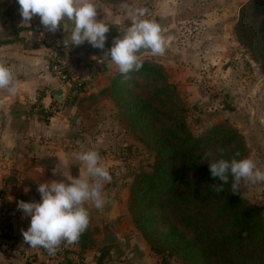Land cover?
<instances>
[{"label":"trees","instance_id":"trees-1","mask_svg":"<svg viewBox=\"0 0 264 264\" xmlns=\"http://www.w3.org/2000/svg\"><path fill=\"white\" fill-rule=\"evenodd\" d=\"M235 34L264 69V0L242 6ZM128 75L130 79L113 76L102 94L155 155L152 173L136 176L128 203L133 223L151 250L177 256L184 264H264L263 211L241 189L231 192V175L226 184L209 170L220 149L225 159L237 152V159L246 157L243 135L224 123L194 136L188 108L162 65L143 61L139 71ZM211 184L223 185L224 191L217 194ZM94 236L88 227L76 244L87 251L96 245Z\"/></svg>","mask_w":264,"mask_h":264},{"label":"crops","instance_id":"crops-1","mask_svg":"<svg viewBox=\"0 0 264 264\" xmlns=\"http://www.w3.org/2000/svg\"><path fill=\"white\" fill-rule=\"evenodd\" d=\"M103 1L95 0L97 19L109 24L105 48L101 50L87 42L71 46L69 41V46L65 47L69 33L63 26L69 22L62 21L56 32H49L38 15L25 23L17 0H0V62L11 66L20 82L15 95L0 90V190L7 192L6 205L11 218L9 231H0V264H52L41 247L31 248L25 243L22 231L28 229L31 218L18 209V202H39V184L51 180L66 181L62 173L78 176L84 165L73 153L89 149L100 152L104 141L112 137L108 129L118 123L112 119L116 116V107L102 94L118 70L115 64L108 67L110 57L104 54L112 47L113 39L129 25H125V15L117 6ZM197 3L161 0L155 8L160 16L172 12L173 22H178L179 12L193 9ZM208 3L202 5L206 14L212 10L208 9ZM53 46L64 54L63 61L72 74L85 84L83 90L73 94L64 88L62 101L54 96L61 88L47 62V54ZM161 64L171 73L174 82V71L178 74L176 62L162 61ZM207 68L203 66L205 71ZM189 73L198 75L192 68L178 74L180 90L189 88L181 81ZM51 108L56 111L47 112ZM54 168L58 171L55 175ZM261 169L264 170V166ZM97 210L105 212L95 208V218ZM73 245L82 251L76 243ZM88 251L90 249L82 251L85 264H95L86 255ZM112 251L107 248L97 256L105 263Z\"/></svg>","mask_w":264,"mask_h":264},{"label":"rangeland","instance_id":"rangeland-1","mask_svg":"<svg viewBox=\"0 0 264 264\" xmlns=\"http://www.w3.org/2000/svg\"><path fill=\"white\" fill-rule=\"evenodd\" d=\"M158 1L161 0H121L133 8L147 9L144 18L155 20L160 24L162 34L169 36L171 58L148 57L142 61L155 62L164 68L162 61L176 62L178 74L182 70L194 69L198 75L189 73L181 80L189 88L180 90L178 74L174 71L176 79L173 82L171 73L165 68L169 82L177 86L188 108L187 123L193 135L200 137L214 126L226 123L243 135L248 152L246 157H251L259 168L263 167L264 69L252 59L235 34L240 10L249 0H201L198 3L192 0L197 4L191 10L179 12L178 22H173L172 12L167 16L157 13ZM206 1L209 2L208 9H212L209 14L203 12L202 5ZM121 4L111 5L117 6L125 15V25L131 26ZM203 66L208 70L205 71ZM115 110L116 116L112 119L118 123L108 129L112 137L104 141L99 154L112 176V180L104 184L105 204L102 209L109 213L121 241L112 247L100 244L101 232L94 214L95 207L86 204L90 212L89 227L95 233L96 241L86 255L95 264H184L179 257L168 253L156 255L133 223L128 210L130 190L137 175L152 173L155 155L139 140L138 134L126 128L118 108ZM240 189L264 215V183L242 182ZM107 248L113 251L107 262L102 263V257L97 254Z\"/></svg>","mask_w":264,"mask_h":264},{"label":"clouds","instance_id":"clouds-1","mask_svg":"<svg viewBox=\"0 0 264 264\" xmlns=\"http://www.w3.org/2000/svg\"><path fill=\"white\" fill-rule=\"evenodd\" d=\"M17 3L25 23L38 15L41 24L49 32H56L62 21L69 22L63 26L69 33L64 41L65 47L69 46L70 41L71 46L87 42L94 48H105L109 24L97 19L95 0H17ZM120 7L126 10L131 26L120 30L122 34L113 39L112 47L104 56L110 57L108 67L115 64L119 73L125 79H130V72L139 71L143 67L140 57L145 53L164 55L167 41L160 24L144 18L147 9L133 8L127 3H122ZM141 49L150 51L138 55ZM19 86L13 68L0 62V90L15 95ZM223 152L220 149V158L210 161L209 170L213 178H219L226 184L231 175L233 194L240 193L242 182H264V170L251 157L237 159L240 156L237 152L232 158L225 159ZM73 156L84 165L78 176L62 173L66 181L40 183L37 188L41 197L39 202L20 200L17 205L26 217L31 218L28 229L22 231L25 243L31 248L42 247L49 255H55L62 242H66L67 247L79 241L90 224V212L86 204L102 209L105 204L104 184L112 180L98 151L89 149L75 152ZM57 172V168H54L53 174ZM209 187L217 194L224 191L221 184H211Z\"/></svg>","mask_w":264,"mask_h":264},{"label":"built area","instance_id":"built-area-1","mask_svg":"<svg viewBox=\"0 0 264 264\" xmlns=\"http://www.w3.org/2000/svg\"><path fill=\"white\" fill-rule=\"evenodd\" d=\"M57 46L49 49L47 54V62L49 71L53 75L56 83L61 89L66 88L70 94L76 93L84 89L85 84L82 80L72 74L71 70L64 63L60 56ZM205 85V84H203ZM207 88V86H204ZM56 109H48L47 112H55ZM7 192L0 190V231L7 233L10 225V210L6 205ZM66 242H62L55 255H49L48 252L41 247L43 253L52 264H85L82 252L73 244L65 247Z\"/></svg>","mask_w":264,"mask_h":264},{"label":"water","instance_id":"water-1","mask_svg":"<svg viewBox=\"0 0 264 264\" xmlns=\"http://www.w3.org/2000/svg\"><path fill=\"white\" fill-rule=\"evenodd\" d=\"M166 38L167 41V47H166V51L164 53V55L160 56V55H153L151 53H145L146 51H150V50H144L141 49V51L139 53H137L138 55L143 54L140 59L144 60L148 57L151 58H157V59H169L171 58V47H170V40H169V36H164ZM61 58H64V54H60ZM55 98L59 101H62L64 98V89H60L55 93ZM138 167L140 168V165L138 164ZM113 203V202H111ZM109 213L107 212H103L102 210H97L96 211V219L98 221L99 224V228L102 234V238H101V245L102 246H114L117 245L120 240H121V235L120 233L116 230L115 226L112 224V222L109 219Z\"/></svg>","mask_w":264,"mask_h":264}]
</instances>
